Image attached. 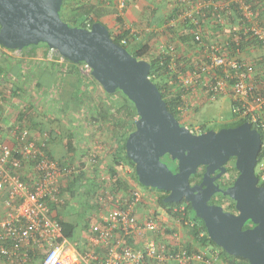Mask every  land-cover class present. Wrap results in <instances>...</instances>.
<instances>
[{
	"label": "water",
	"instance_id": "water-1",
	"mask_svg": "<svg viewBox=\"0 0 264 264\" xmlns=\"http://www.w3.org/2000/svg\"><path fill=\"white\" fill-rule=\"evenodd\" d=\"M62 1L0 0V45L17 50L46 45L62 58L88 66L105 92L119 91L137 114L124 142L137 181L165 191V202H189L203 220L208 237L226 253L243 257L249 264H264V186L255 174L260 150L257 129L244 121L192 132L168 111L149 78V62L114 42L100 22L84 28L63 21ZM165 156L175 162V170L161 160ZM231 157L238 173L222 188L215 179L224 173ZM200 166H204L201 181L191 185L190 176ZM216 193L232 200L237 213L208 203ZM245 224L251 225L244 228Z\"/></svg>",
	"mask_w": 264,
	"mask_h": 264
},
{
	"label": "built area",
	"instance_id": "built-area-1",
	"mask_svg": "<svg viewBox=\"0 0 264 264\" xmlns=\"http://www.w3.org/2000/svg\"><path fill=\"white\" fill-rule=\"evenodd\" d=\"M178 1L179 5L173 11L174 17L182 22L189 20L190 29H194V39L200 43L198 47L201 56L198 61H190L191 65L185 70L186 73L178 72L177 82L169 79L168 84L174 88L190 89L197 73H206L201 81L206 93L216 96L229 92L233 111L240 113L241 117H248L249 124L264 127V82L259 86L254 83L253 64L240 60L235 53L231 54L232 46L238 48L244 40L264 44V26L253 20V0ZM232 3L237 4L244 23L238 27L230 25L220 36L204 42V29L200 23L209 18L212 10V20L224 24L227 12L232 10ZM119 7H124L123 0ZM227 33L229 41L223 39ZM121 42L126 43V39ZM174 46V43L166 44L170 54H175ZM173 66L174 61L171 62V67ZM86 70L89 71L87 66ZM0 87L2 107L10 97V91L2 85ZM8 135L15 140L17 146L14 148L6 144L0 131V193H5V211L0 217V258L6 262L28 264L31 258L37 256L39 264H167L168 259L176 264H189L192 261L198 264L219 262L217 251L213 253L212 261L204 258L201 251L187 254L178 244V251L174 252L168 243H159L155 238L147 236L159 228L165 230L163 221L154 213L143 222H139L134 213V208L144 201L157 203L158 193L152 190L154 188L148 187L140 191L138 186H133L124 193L123 198H117L106 189V185L110 183L95 195V202L102 207L97 219L89 224L84 246L78 249L74 240L64 237L62 225L51 214L49 207L52 202H64L59 196V179L62 175L74 176L76 167L63 165L50 157L47 133L39 141H31L28 129L14 124ZM13 153L18 157H14ZM22 161L34 162L37 178L32 184L20 177L18 169L22 166ZM88 161H96L94 151L88 154ZM119 164L124 165L121 161ZM263 164L264 162L259 165V169H263ZM106 182L104 179L103 184ZM173 210L183 214L185 206L181 204ZM165 215L168 216L166 213ZM172 235L178 236L175 231Z\"/></svg>",
	"mask_w": 264,
	"mask_h": 264
},
{
	"label": "crops",
	"instance_id": "crops-1",
	"mask_svg": "<svg viewBox=\"0 0 264 264\" xmlns=\"http://www.w3.org/2000/svg\"><path fill=\"white\" fill-rule=\"evenodd\" d=\"M91 1L101 2V0ZM102 1L104 5L101 6L107 11L106 15L105 13L102 15L101 21L106 23L112 32L129 29L136 35L135 39L141 42L148 39L150 41L152 37L153 46L150 51L153 52L160 51L166 44L175 43L177 54L182 58L195 60L201 56L198 46L181 42L178 37L180 32H186V28L182 26L181 21L172 16L175 0H123L124 8L122 9L119 5L118 8L114 6L120 0ZM260 1L264 4V0H258V3ZM257 6L258 4L255 5L253 18L264 25V6L260 9ZM114 10L116 12H113ZM113 14L121 18V23L116 21L117 18L113 19ZM104 16L107 19L103 20ZM203 34L208 39L221 35L220 31L214 28V24L212 26L209 22ZM0 53H2L0 62H6L7 67L11 68V73L7 72V81L2 84V87H7V83L14 80L15 82H11L12 87H17L20 92V97H8L6 104L0 109L2 137L6 144L16 148L15 140L10 138L8 133L14 120L21 116L31 141H39L40 137L47 133L49 154L63 165L70 164L76 167L74 176L62 175L59 179V196L64 202L62 204L52 202L49 207L53 216L75 224L74 241L77 243V248L81 249L88 236L89 224L97 219L102 207L95 202V195L101 191L102 187L110 183L106 185V189L117 198H123L124 193L139 184L132 177V170L127 164H114L111 154L112 146L121 141L116 142L115 138L112 139L111 132L100 129L99 123L94 121L97 115H86V112H82L83 109L79 110V115L63 114L66 107L72 103L75 104L73 106L76 110V105L79 104V101H76L77 96H81L84 92V82H89V79L84 81L80 75L78 65H72L59 55H54V51L50 48L40 45L30 47L24 54L17 49L3 48H0ZM11 53L14 55H10ZM236 56L253 64L255 81L264 76V44L250 41ZM20 62H25L27 66L28 63L33 62L32 69H26V65ZM11 75H14L15 79H12ZM94 88L98 93L102 90V87L99 88L95 84ZM193 94L192 98L196 100L193 102L201 105L205 99L204 90L198 87ZM226 101H231L229 92L218 97L215 104L222 109ZM206 105L209 104H203L202 107ZM61 106L64 109L62 113L59 111L62 109ZM202 111L205 112L204 109ZM21 112L23 115H18ZM68 139L71 151L67 150ZM92 151L96 153L95 162L88 161V154ZM19 173L21 179L28 184H32L37 178V172L30 161L23 163ZM104 179L107 180L105 184H103ZM4 199L5 193H0V217L5 211ZM158 207H151V204L143 202L134 208V213L139 222H143L154 213L163 221L164 226L174 229L178 236L174 237L172 233L160 229L154 233H148L147 236L155 238L159 243H168L171 247L188 242L193 243L187 229L170 220L162 208L159 207L162 214H157ZM166 263L176 264L171 259H168ZM0 264L10 263L0 258ZM29 264H39V262L31 260Z\"/></svg>",
	"mask_w": 264,
	"mask_h": 264
},
{
	"label": "trees",
	"instance_id": "trees-1",
	"mask_svg": "<svg viewBox=\"0 0 264 264\" xmlns=\"http://www.w3.org/2000/svg\"><path fill=\"white\" fill-rule=\"evenodd\" d=\"M252 3H253V9L255 8V5H257V4H258V6H257L258 9H260L262 6H264V4L261 1L258 3V0H253ZM102 4L104 5V2L102 0H101V2H99V1L92 2L91 0H63L61 3V7H60V16H61L62 20L67 22L69 25L81 26L84 28H90L94 22H100L108 28L109 35L112 38V40L127 49L128 44L131 42V40H134L136 38L135 37L136 35L134 33H132L129 29H121L117 32H112L110 30L109 26L106 23L101 21L102 15L104 14V9L101 6ZM174 4L175 5H174L173 11L177 9V5H179V1L175 0ZM182 5H184V4H182ZM230 6H232V8H231L232 10H229L227 12V16H226V19L224 21V24L215 23L214 19L212 20L213 17H211L212 16V13H211L212 10H210L209 18L206 20L207 22L205 21L206 22L205 23L204 21H202L200 23V25L204 29L208 22L211 23L212 26L214 24V28L216 30H219L220 34H222L223 31H225V29L227 27H229L230 25H236L237 27L241 26L244 23V21L242 19V15L240 14V10L237 7V4L232 3ZM172 16H174V15H172ZM253 20H254V18H253ZM116 21L118 23H121V18L117 17ZM230 22H232V23H230ZM180 23L182 24V26H184L186 28L185 29L186 32L182 31V32H180V35L178 36L179 39L181 40V42H187L191 45L198 46L200 43H198V41H195V39H194V33H193L194 29H192V30L190 29L191 25H190L189 20L184 21V22L181 21ZM228 35H229V33H227V35H224L223 39H227L229 41L230 38H228ZM214 37H211L210 39H208L205 36H203V41L207 42V41L213 39ZM230 37H231V35H230ZM123 39H126V43L121 42ZM217 40H219V39H217ZM152 41H153V38L151 37L150 41L148 39V40H145L144 42H140V44L133 51H129V52L134 57H136L138 59H145L149 62V64H150L149 78L151 79V81H153L156 84L158 90L161 93L162 98L164 99V101L166 103V107H167L168 111L171 112L174 115V117L180 123H182L183 125L188 127L184 122H182L180 115H183L186 111H189L192 106H194V110L200 109V112H201V110L204 109L206 112V108L211 106L212 104H215L217 98L222 96L224 94V92L220 93L216 96H213L211 93L205 92L206 88L203 86L201 87V81H202L203 76L206 73H197V75L194 79V85L190 89H185L183 87L174 88L173 85L168 84L169 79H173V80H175V82H177L176 79H177V74L179 71L186 73L185 70H188V66L191 65L190 61L194 62V61H198V60L197 59L191 60L190 58H186V57H185L186 59H184L177 54V50H175V54H170L168 51V48L166 46L163 47V49H161L158 52L150 51V49L153 46ZM245 41L246 40L242 41V43L239 44L238 48H237V46L233 45V43H232L233 48H232L231 54L234 55V53H235V55H237L238 53H240L242 48H244L245 44L250 42V41H246V42ZM252 42H256V41L252 40ZM256 43H259V42H256ZM39 45H41V44H39ZM174 45H175V43H174ZM43 46L47 47L46 45H43ZM30 47L31 48L35 47V45L32 44L28 47L22 48L20 50L21 53L24 54L27 50L30 49ZM0 48L9 49V48H6L2 45H0ZM235 50H237V51H235ZM0 54H2V53H0ZM239 59L241 60V58H239ZM65 61L71 63L72 65L84 64V63L77 64V63L71 62L67 59H65ZM172 61H174L173 67H171ZM20 63L26 65V69H28V70L32 69V63L33 62L28 63V66L25 62L24 63L20 62ZM10 70H11L10 66L7 67L3 64V62H0V86L4 82L7 81L6 80V74ZM254 77H255V75H254ZM90 78L95 80L91 75H90ZM254 82L257 83L259 86L262 82H264V76L259 78L256 81L254 80ZM198 87L202 88L204 90V94H205V96H204L205 99L201 103V105H199V103L196 104V102H193L196 100H194L192 98V97H194V94H193L194 90L197 89ZM79 91L80 90H78V92ZM116 93H118L120 95V97L122 98V104L121 105H114V104L112 105L111 104L109 106V111L105 110L106 112H101L100 108L95 109V114L97 116L94 118V121L99 123L100 129L102 131L103 130L108 131V128H111L110 132L112 133V135H111L112 139L115 138L116 142L121 141L117 145L112 146V150H111L112 151L111 152L112 160L114 161V164H118L120 161L123 164H127L132 170V177L140 185V183L137 181V177L135 175L134 164L126 156L125 148H124L125 139H126L128 133L134 128V120L137 117V114H136V111H135L134 107L132 106V104L119 91H116ZM105 94H107V93H105ZM9 96L10 97H13V96L20 97L19 89L17 87L15 89H13V87H12L10 89ZM106 96H111V94H107ZM229 96L231 97L230 93H229ZM203 104H209V105H206L203 108L202 107ZM228 104H229L228 105L229 109H230V111L233 115V118H234L233 122L224 123L219 128L233 127V126H236V125H238L244 121L248 122V117H241V116H239V115H241L240 113L233 111V109H232V105H233L232 98H231V101L228 102ZM88 106H89V104H88ZM1 108L2 107H0V109ZM180 108H182L181 111H180ZM223 108H225V107H223ZM92 111L93 110H91L90 112H92ZM263 113H264V111H263ZM18 115H23V112L18 113ZM22 120H23V118L20 116L19 118L14 120V122L10 126V128L14 124L24 125L22 123ZM250 125L252 128H256L260 134V150L258 153V161H257V166L259 169V165L264 162V127H262V126L259 127L253 123ZM188 128L194 133H200V132H204L207 129H211V128L205 127V125L201 124V123H200L199 129H195L191 126ZM66 142H68V144L66 143L67 150L71 151V150H69V149H71V146L69 145L70 140L68 139ZM13 156L18 157V155L16 153H13ZM50 157L53 158L51 155H50ZM161 160L164 163H166V165L170 169H173V170L176 169L175 162H172L170 160L169 156L162 157ZM30 162H32L34 164L33 161H30ZM23 163H24V161H22V165H23ZM263 166H264V164H263ZM18 170H20V169H18ZM255 174L257 175V177L259 179V184L264 186V178H262V176L264 175V167H263V169H259L257 171V173L255 172ZM200 175L201 174L196 172V173H193V175H191L190 178L193 179L195 177H199ZM144 188L147 189L148 187H144ZM152 190H154L158 193L157 205L163 209V211L168 215L170 220H172L174 222H179V224H181V226L185 227L189 233V236L191 237V239H193V241H194L193 243L188 242L187 244H180L182 246V248H184L187 251V254H189L191 252L198 253L201 251L204 255V258H206V259L210 258L212 261H214L212 258V255L215 251H217L219 262L216 261V264H249L247 259H245L243 257L226 253L221 247L216 245L215 242H213L208 237V234H207L203 220L195 215V212L191 208V205L189 204V202H187L185 200H181L180 202H177V203L165 202V201H163V199L166 195L165 191L156 190V189H152ZM181 204H183L185 206V210H184L183 214L178 213V212L173 210V208L175 206H179ZM232 206H233V203H231V205H229L227 208H230ZM56 218L58 219V221L62 225L64 237H66L69 240H74L75 228H76L75 224L70 222V221H66L64 219L58 218V217H56ZM247 226H248V224L244 225V227H247ZM159 229H161V228H159ZM164 231L173 233L174 229H171L170 227L167 228L165 226ZM178 248H179L178 246H175V247H172V250L174 252H176V251H178ZM31 260L38 261L39 259L37 256V257L31 258L30 261ZM30 261L28 262V264L30 263ZM194 263H195V261H192L189 264H194ZM196 264H198V263H196Z\"/></svg>",
	"mask_w": 264,
	"mask_h": 264
},
{
	"label": "rangeland",
	"instance_id": "rangeland-1",
	"mask_svg": "<svg viewBox=\"0 0 264 264\" xmlns=\"http://www.w3.org/2000/svg\"><path fill=\"white\" fill-rule=\"evenodd\" d=\"M120 1H122V0H120ZM120 1L117 2V4H115L114 6L117 7L119 5ZM103 9H104V7H103ZM106 11L107 10L104 9L105 15H106ZM113 12H116V10H114ZM117 12H119L118 9H117ZM112 17H113V19L117 18L116 15H114ZM105 18H106V16H104L103 20H105ZM140 42L141 41L138 39L131 40V42L127 46L128 51H133L140 44ZM34 45H36V44H34ZM37 45H39V44H37ZM40 46H43V44H41ZM52 51H54V55L55 54L59 55L55 50H52ZM10 55H14V53H11ZM3 64L5 66H7L6 62H3ZM78 66H79L78 67L79 73L83 77L84 81H86V79H89V82H87V83L84 82V84H83V87H85V89H83L84 92L81 94V96H77V100L75 99L76 101H79V104L76 105V107H77L76 110H75V106H73L75 104L72 103V105H69V107H66L63 114L67 113L66 115H79L80 114L79 110L83 109L82 112L83 113L86 112V115H96L95 109L100 108L101 112H106V111H109V106L111 104L112 105L113 104L114 105H121L122 104V98L120 97V95L118 93H116V92H114V93L105 92L96 80H93L92 78H90L89 71L86 70V66L84 64H80ZM10 73H11V70H10ZM7 78L11 79V78H9V76H7ZM12 79H15L14 75L12 76ZM11 82H15V81L11 80L9 83H7V87L5 89H9V91H10V89L12 88ZM94 84L99 86V88L102 89L101 92L98 93L96 91V89L94 88ZM15 88L16 87L13 86V89H15ZM103 91L107 94H111V96H106L107 94H104ZM88 104H89V106H88ZM228 105H229L228 101H226L224 103L225 108L221 109V107L218 104H212L211 106L206 108V112H204V111L200 112V109L194 110V106H192L189 111H186L183 115H180V118H181L182 122H184L188 127L191 126L195 129H199L200 123H201V124H204L205 127H207V128L218 130L222 124L233 122L234 118H233V115H232ZM60 108H62V109H59V111H60V113H62V111L64 109L62 106ZM91 110H93V111L90 112ZM110 130H111V128H108L109 132H110ZM258 170H259L258 166L256 165L255 172L257 173ZM137 186L140 189V191H144L145 188L143 185L140 184ZM150 204H151V207L152 206L153 207L158 206L157 203H154V202L150 203ZM156 212H157V214H162V211L159 207L156 209ZM80 218H81V216H80Z\"/></svg>",
	"mask_w": 264,
	"mask_h": 264
},
{
	"label": "flooded vegetation",
	"instance_id": "flooded-vegetation-1",
	"mask_svg": "<svg viewBox=\"0 0 264 264\" xmlns=\"http://www.w3.org/2000/svg\"><path fill=\"white\" fill-rule=\"evenodd\" d=\"M225 168H226V170L224 171V173L221 176H219V177H217L215 179V183H218L222 188H226L227 186H229L233 182L234 178L236 177V175L238 173L237 170L234 167V158L233 157H231L225 163ZM203 172H204V166H200L198 168V170H197V173H199L201 175L199 177H195L193 179L190 178V180H191L190 184L193 185V184L199 183L201 181ZM216 173L217 172H215L213 175H215ZM144 203L150 204L147 201H144ZM208 203H210V204H219V205H221L224 208V210L230 211V212H233V213H237L236 210L234 209V202L232 200L228 199V198H225V197L221 196L219 193H216V194L212 195L210 200L208 201ZM231 203H233V206L230 207V208H227L229 205H231ZM249 225H251V224H248V226Z\"/></svg>",
	"mask_w": 264,
	"mask_h": 264
},
{
	"label": "clouds",
	"instance_id": "clouds-1",
	"mask_svg": "<svg viewBox=\"0 0 264 264\" xmlns=\"http://www.w3.org/2000/svg\"><path fill=\"white\" fill-rule=\"evenodd\" d=\"M53 50V49H52ZM85 65V64H84ZM86 66V65H85ZM88 67V66H87ZM89 68V67H88ZM89 74H90V69H89Z\"/></svg>",
	"mask_w": 264,
	"mask_h": 264
}]
</instances>
